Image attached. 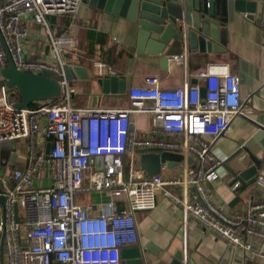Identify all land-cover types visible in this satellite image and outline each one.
<instances>
[{"label":"built area","instance_id":"built-area-1","mask_svg":"<svg viewBox=\"0 0 264 264\" xmlns=\"http://www.w3.org/2000/svg\"><path fill=\"white\" fill-rule=\"evenodd\" d=\"M81 1L0 0V69L11 62L19 72L56 73L61 87L54 103L36 108L17 106L7 89L0 88V143L25 140L29 147L25 167L12 169L8 179L0 180L2 264H120L121 249L134 246L138 239L135 214L153 210L159 192L181 208L183 262L191 219L243 252H259L264 242V200L251 203L245 215L226 214L205 188L206 182L216 180L234 181L233 191L241 184L239 177L228 174L226 158L214 146L235 117H246L239 76L231 74L227 64H207L195 83L186 76L174 90H161L157 77L145 78L143 86L126 91L124 109L73 108L65 67L70 66L67 56L75 52V41L71 33L54 37L47 17L75 15ZM24 20L44 30L51 61L25 58ZM182 43L184 54L170 59L184 63L186 72L185 33ZM93 64L99 74L104 69L115 73L105 64ZM139 115L149 117L145 136L132 121ZM139 152L178 153L179 174L148 177L135 166ZM97 158L102 160L100 169ZM46 172L50 185L38 187ZM254 185L264 192V177L257 175ZM84 192H105L110 201L93 215L75 203V194ZM119 200L122 206L116 203Z\"/></svg>","mask_w":264,"mask_h":264},{"label":"crops","instance_id":"crops-1","mask_svg":"<svg viewBox=\"0 0 264 264\" xmlns=\"http://www.w3.org/2000/svg\"><path fill=\"white\" fill-rule=\"evenodd\" d=\"M146 11L140 10L138 21L134 23L118 14L91 5L89 0H86L75 15L47 17L54 37L71 33L74 38L76 50L67 56L70 67H83L87 74L94 76L98 75L99 71L93 62H99L111 68L115 72L113 76L122 77L126 83L125 94L106 95L91 78L82 80L74 75L70 80L73 90L70 97L71 106L76 109H124L128 106L126 91L131 87L143 86L145 78L157 77L161 90H174L182 85L186 76L190 83H195L197 73L207 64H227L231 74L239 77L244 74L240 84L246 117H235L226 133L216 140L214 146L226 158L224 167L228 174L238 177L241 171L252 165L241 148L260 159L262 152L259 146L264 147V135L263 138L252 141L259 131L248 121L252 120L264 128L262 14L255 17L235 15L234 20L227 21L221 27H214L211 33L219 40L217 44L224 51L203 54L197 50L188 52L185 72L184 63L170 59L171 56L184 54L186 51L182 43L183 35L186 34L184 26L180 31L179 23L170 16L157 17ZM24 21L27 31V38L22 43L25 58L33 61H51L44 30L32 22ZM182 25L184 24L181 23ZM140 29L148 31L150 37L143 53L138 54L136 44ZM106 74L109 73L104 69L100 75ZM248 82L249 85L246 84ZM1 87L6 88L5 80L0 74ZM8 90L10 89H7V94ZM132 121L136 123L139 135L145 136L149 130V117L133 116ZM25 143V140L14 141V149L10 152L5 150L1 154L0 150V180L6 179L12 169L25 167L28 157ZM12 156H15L13 163ZM168 164L162 165L160 175L164 178L177 176L179 169ZM88 173L89 171L85 174L84 185L88 182ZM47 175L46 172L44 178L37 183L38 187L45 188L50 185ZM258 175L264 177V170L259 171ZM233 182L216 180L205 184L211 201L224 213L245 215L246 208L251 203L264 200V192L255 187L254 182L248 184L241 181L235 191L231 189ZM170 191L177 193L174 188ZM74 200L76 204L88 207L91 214L98 215L104 210L103 205L110 201V197L105 192H84L75 194ZM122 202L119 200L116 203L122 206ZM135 220L138 239L132 247L144 250L143 264H172L176 254L183 250L181 208L159 192L155 197V208L137 212ZM186 241L188 263L182 264H264V242L259 245V252L246 253L220 238L211 236L192 219L187 225Z\"/></svg>","mask_w":264,"mask_h":264},{"label":"water","instance_id":"water-1","mask_svg":"<svg viewBox=\"0 0 264 264\" xmlns=\"http://www.w3.org/2000/svg\"><path fill=\"white\" fill-rule=\"evenodd\" d=\"M91 5L98 8L105 9L121 17L126 18L130 22L136 23L138 21L139 11L147 10L153 16L172 19L179 23V30L184 26L187 37L188 52L197 50L198 53H217L223 52L217 43L218 39L213 36L211 30L213 28L221 27L227 21L234 20L235 15L252 17L262 14L264 20V0H89ZM154 3L155 7L152 6ZM150 5V6H149ZM181 23L184 25L181 26ZM150 37L148 31L140 29L137 33V53H143L146 44ZM166 62V60H163ZM0 74L5 80L7 89H16L20 95L21 102L17 106L27 108L36 101H47L59 98L61 95V87L59 82L50 78L49 71H43L40 74H29L17 71L11 62L7 68L1 69ZM65 74L67 80L70 81L74 75L82 80L91 78L96 82L104 94H125L126 83L122 77L106 75L90 76L87 71L80 66H66ZM244 75V74H242ZM240 83H241V77ZM244 77V76H243ZM250 82L246 83L249 85ZM253 126L258 129V133L252 138L255 142L257 139L263 138L264 128L252 120ZM262 156L257 159L245 148H241L245 152L252 163L250 167L241 171L238 177L241 181L251 184L255 181L258 172L264 170V147L259 146ZM50 144L45 147L46 155L49 154ZM139 152L135 157V166L137 169L145 172L148 177L160 175L162 165L169 163L172 167L181 169L182 157L178 153L171 152H149L141 154ZM12 163L15 156H12ZM193 158H189V161ZM100 169L101 158H97ZM12 165V164H11ZM10 165V167H12ZM8 179V178H6ZM4 199L0 196V204L2 205ZM120 208L119 211H122ZM2 247L0 248V264H2ZM144 250L139 247H124L120 251V264H143ZM183 253L180 251L175 256V261L172 264H182ZM187 262V259H186ZM188 263V262H187Z\"/></svg>","mask_w":264,"mask_h":264},{"label":"rangeland","instance_id":"rangeland-1","mask_svg":"<svg viewBox=\"0 0 264 264\" xmlns=\"http://www.w3.org/2000/svg\"><path fill=\"white\" fill-rule=\"evenodd\" d=\"M83 2H86V0H82L81 1V4L83 3ZM88 2V1H87ZM50 78L52 79V80H54V81H56V82H59V80H60V78H59V76H58V74H56V73H51V75H50ZM68 86H69V88H70V91H69V93H70V97L73 95V90H72V81H68ZM25 150H26V152L28 153L29 152V147H28V143L26 142L25 143ZM12 149H14L13 148V142L12 141H8V142H3V143H0V150H1V154L3 153V151H7V152H10ZM88 177H89V173H88V175H87V179H88ZM106 199L104 198V201H105Z\"/></svg>","mask_w":264,"mask_h":264},{"label":"trees","instance_id":"trees-1","mask_svg":"<svg viewBox=\"0 0 264 264\" xmlns=\"http://www.w3.org/2000/svg\"><path fill=\"white\" fill-rule=\"evenodd\" d=\"M50 30H51V29H50ZM8 96H9V100H10L12 103H15L16 105L20 104V102H21V98H20V95H19V93L17 92L16 89L8 90ZM57 99H58V98H56V99H51V100H47V101H42V103H41V102H34V103H32L31 106L28 107V108H36V107L41 106V105H43V104H44V105H46V104H51V103H54ZM40 103H41V104H40Z\"/></svg>","mask_w":264,"mask_h":264}]
</instances>
